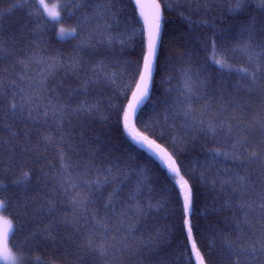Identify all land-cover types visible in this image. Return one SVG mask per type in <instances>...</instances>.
I'll return each instance as SVG.
<instances>
[{
    "label": "trees",
    "instance_id": "obj_1",
    "mask_svg": "<svg viewBox=\"0 0 264 264\" xmlns=\"http://www.w3.org/2000/svg\"><path fill=\"white\" fill-rule=\"evenodd\" d=\"M45 1L63 23H45L34 0H0L11 252L29 264H195L188 220L205 264H264V0H157L155 76L127 126L145 56L139 12L130 0ZM60 25L76 37L59 39ZM133 137L176 160L187 219L180 177Z\"/></svg>",
    "mask_w": 264,
    "mask_h": 264
},
{
    "label": "snow or ice",
    "instance_id": "obj_2",
    "mask_svg": "<svg viewBox=\"0 0 264 264\" xmlns=\"http://www.w3.org/2000/svg\"><path fill=\"white\" fill-rule=\"evenodd\" d=\"M39 9L43 10V14L46 15L48 20L45 21L47 23L48 21H51L53 25L57 23H63V20L61 19L60 9L62 6L53 4L49 5L45 2V0H38ZM22 6V5H21ZM139 7L141 8V16H144L145 25L148 29V55L144 58V65H143V72L140 74V83L137 84V92L140 95V98L143 99L148 94V79L151 76L152 73V58L155 55L156 51V40L160 33L161 28V13H160V4L153 3L150 5L151 8L154 9V12L152 13L151 17L145 16L143 12V8L145 5L140 4ZM64 10H66L67 5L63 6ZM76 37V30L72 29L71 31H66L65 28L61 27L59 29L58 38L61 40H65L68 38H75ZM217 52L218 50L213 46L212 53H213V62L218 65L220 68H227L229 65L223 58L217 59ZM21 63H23L21 61ZM239 71H244L243 69H240ZM136 93L133 94L134 99L136 98ZM3 103V94L0 93V105ZM133 105L130 104L129 108H132ZM9 110H19L24 111L23 106H18L16 103H10ZM29 116H31V113H29ZM127 120H128V113L125 112L124 114V121L125 126H127ZM133 140L136 141V143L143 146L142 141H147L149 147L151 148L153 141L148 140L147 137H142L140 140H137L136 137H133ZM156 148H160V146L157 144L155 145ZM235 147V145H233ZM160 152H163V156H160V159L164 160V162L167 164L168 171L172 174H174L176 177H180V179L177 181V183L180 186V190L183 194V210L185 214H188L191 209V189L188 185V181L181 176L180 168L177 166L176 160L172 157V155L168 154L164 151V149H160ZM159 156V153H155ZM62 167H66V165H62ZM27 176V174H25ZM76 201L73 200V203ZM107 207V206H106ZM244 206L241 205V208ZM264 207V205H262ZM6 210L5 203L3 201H0V211ZM185 225L187 226V235L188 239L192 241V248L196 252V256L198 258L199 264H205V261L203 257L201 256L200 252L197 250V246L194 240H192V229L191 225L188 220H185ZM0 226H3L2 232H0V241L3 242V248L0 250V260H3L5 264H17V258L16 256L11 252V250L8 247V239L10 234L14 235V232L17 230V228H14L12 225V222L8 219H5L3 216H0ZM95 227V226H94ZM226 247L232 251L233 247L231 243H227ZM261 253H264V244H261V248L259 250ZM257 252L256 248H252L249 255H252L255 257Z\"/></svg>",
    "mask_w": 264,
    "mask_h": 264
},
{
    "label": "water",
    "instance_id": "obj_3",
    "mask_svg": "<svg viewBox=\"0 0 264 264\" xmlns=\"http://www.w3.org/2000/svg\"><path fill=\"white\" fill-rule=\"evenodd\" d=\"M130 1L134 5V7L137 9V11L139 12L140 16H141V8L139 7V5L140 4L145 5V7L143 8V12H144L145 16H148V17H151L152 13L154 12V9L151 8L150 5L153 4L154 2L159 4V2L157 0H130ZM160 13H161V28H160L159 36H158V38L156 40L155 55L152 58V73H151L150 78L148 79V94L143 99L140 98V95L137 92V84L140 83V79H138L136 87H135V89L133 91V94L134 93L137 94L136 98L134 99V96H132V100L130 102V104H132L133 107L129 108V106H128L127 111H126L128 113L127 125H129L130 122H132V123L134 122V120L136 119L138 113L145 106V104L147 103V101L149 100V97H150V92H151V88H152V84H153V80H154V76H155V71H156V61H157V57H158V54H159V49H160V44H161V37H162V32H163V22H162L163 21V13H162L161 5H160ZM141 19H142V23H143V26H144V32H145V42H146L145 43V56H146V55H148V29H147V26L145 25L144 16H141ZM145 56H144V58H145ZM143 65H144V62H143ZM142 72H143V67H142L141 73ZM142 143L145 146V148L152 153V155L154 157H156L158 160L160 159V157L155 154V153H158V152H157L156 147H155L154 144H152V146L150 148L148 143H147V141H142ZM165 167L168 170L167 164H165ZM178 189H179L180 197H181V199L183 201V194H182V192L180 190V186L179 185H178ZM188 214H185L186 219L188 218ZM186 230H187V227H186ZM190 243H191L190 245H191V250H192V259L195 262V264H199L198 258L196 256V252L192 248V242L190 241Z\"/></svg>",
    "mask_w": 264,
    "mask_h": 264
},
{
    "label": "rangeland",
    "instance_id": "obj_4",
    "mask_svg": "<svg viewBox=\"0 0 264 264\" xmlns=\"http://www.w3.org/2000/svg\"><path fill=\"white\" fill-rule=\"evenodd\" d=\"M36 3H37V5H38V0H34ZM46 2V1H45ZM47 3V2H46ZM50 6L51 5H53V4H50V3H48ZM54 4H57V5H59L58 3H54ZM39 6V5H38ZM59 11H60V9H58ZM46 16V15H45ZM62 26L60 25L59 26V29L61 28ZM63 28H65V30L66 31H71L72 30V28H70V27H63ZM59 29H58V33H59ZM175 179H177V177L175 176ZM0 216H2L1 215V213H0ZM2 230H3V226H0V232H2ZM2 248H3V242L2 241H0V250H2ZM16 256V258H17V264H29V263H27V259H25L24 257H21V256H17V255H15ZM35 260V259H34ZM0 264H5V262L3 261V260H0ZM32 264H37V262L36 261H33L32 262Z\"/></svg>",
    "mask_w": 264,
    "mask_h": 264
}]
</instances>
